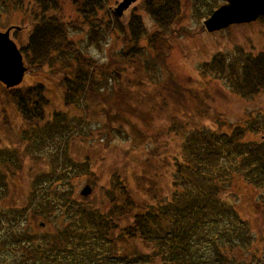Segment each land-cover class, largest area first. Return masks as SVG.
Wrapping results in <instances>:
<instances>
[{"label": "rangeland", "instance_id": "1", "mask_svg": "<svg viewBox=\"0 0 264 264\" xmlns=\"http://www.w3.org/2000/svg\"><path fill=\"white\" fill-rule=\"evenodd\" d=\"M3 1L0 31L17 26L10 38L24 48L39 0ZM121 1L105 0L86 19L73 0H57L49 12L94 63L92 89L100 95L81 84L75 91L70 51L54 53L38 70L31 64L15 90L0 84V264H150L133 255L148 252L146 244L126 243L123 229L175 191L196 200L197 183L216 185L233 204L246 221H235L237 229L264 237V187L239 175L244 169L228 145V137L243 138V151H262L264 161V89L238 90L233 81L248 57L264 54V17L208 33L203 22L226 2L175 0L178 19L161 28L147 4L173 0H137L118 18ZM36 85L44 89L43 120L30 124L16 97ZM187 170L194 181L181 178ZM212 206H200L195 259L213 260L212 243L225 241L229 206ZM84 209L92 212L83 221ZM101 216L118 226L113 243L102 236Z\"/></svg>", "mask_w": 264, "mask_h": 264}, {"label": "trees", "instance_id": "2", "mask_svg": "<svg viewBox=\"0 0 264 264\" xmlns=\"http://www.w3.org/2000/svg\"><path fill=\"white\" fill-rule=\"evenodd\" d=\"M0 1L5 4V1ZM104 1L73 0V3L82 18L86 19L95 15L98 11H103L105 7ZM151 4L148 2L147 7L148 10L150 9L149 12L157 26L164 28L178 19L177 1L173 0L171 4L168 3L155 9ZM57 7V0L37 1V7L31 14L34 20L38 19L36 20L34 31L29 38L28 44L24 48L19 49L25 66L30 70L33 66L31 64H34L33 69L38 70L49 62L54 53L63 54L70 51L69 54L72 55V60L77 64V69L71 67L73 71L71 77L76 87L75 91L81 84L85 87L86 92H90L95 98L96 95L100 94L98 92L95 93L92 89L95 71L94 63L82 56L73 43L67 39L63 33V24L57 18L49 15L50 10H56ZM21 29L24 28L22 27ZM81 70L85 72L83 76ZM238 71L239 73L235 77L232 74L234 84L237 85L238 90L249 87L254 88L252 89L253 91H262L264 89V54L257 58L248 57L243 66L238 68ZM43 91V86L36 85L28 88L25 95L20 94L16 97L18 109L27 123L31 124L34 121L41 122L43 120V105L45 104ZM229 138L230 143L228 145L233 146L232 151L240 159L238 162L240 165L239 169H244L239 175H243L249 180L250 185L257 189L264 187V161H261L260 158L263 152L259 151L256 154L251 151L244 152L242 149L243 138L239 139L232 136ZM229 156H231V153ZM181 159L185 167L193 168L186 157L182 156ZM177 171L180 172L178 169ZM187 172L190 171L183 172L185 174H181V178L186 181H194V177H190L191 173L186 175ZM197 184L200 185L201 193L196 195V200L194 201H190L184 192L178 194L175 191V194L166 200L158 199L154 206L156 208L153 211L132 215V225L123 229V240L126 243L146 244L145 247L149 250L148 252L136 251L133 255L143 257L150 264H264V237H254L246 225L245 229L236 228L237 224L234 223L235 221H241L238 222L239 227H242L241 225L246 221L239 217V213L232 203L219 197V188H216V185ZM181 197L184 200H180ZM221 203L229 206L227 213L230 224L228 229L223 231L226 234L225 241L221 244L212 243L213 260L195 259L192 254L191 237L200 233L199 230L202 228L200 226H203L205 220V217L201 214L200 206L204 205L211 209L213 207L212 204L220 206ZM168 208H172V210L167 212ZM91 212L90 209H84L82 220L84 221L85 218L89 217ZM112 218L113 216H101L100 221L99 219L97 220L102 225L101 228L104 229L102 236L108 239L109 243H113V238L121 235L120 231L116 234L113 231L118 226L112 225ZM150 224L153 226L150 227ZM58 243V241L55 242L57 245ZM227 253L230 255H227Z\"/></svg>", "mask_w": 264, "mask_h": 264}, {"label": "water", "instance_id": "3", "mask_svg": "<svg viewBox=\"0 0 264 264\" xmlns=\"http://www.w3.org/2000/svg\"><path fill=\"white\" fill-rule=\"evenodd\" d=\"M137 0H122L114 9L119 18ZM226 3L216 9L204 22L208 33L218 32L232 25L249 24L264 17V0H223ZM18 27H9L0 31V84L5 89H14L24 80L28 68L16 44L10 38V32ZM91 194V188L86 185L81 190V196Z\"/></svg>", "mask_w": 264, "mask_h": 264}, {"label": "bare ground", "instance_id": "4", "mask_svg": "<svg viewBox=\"0 0 264 264\" xmlns=\"http://www.w3.org/2000/svg\"><path fill=\"white\" fill-rule=\"evenodd\" d=\"M123 15H124V13H123Z\"/></svg>", "mask_w": 264, "mask_h": 264}]
</instances>
